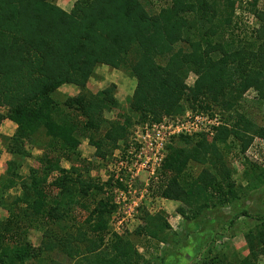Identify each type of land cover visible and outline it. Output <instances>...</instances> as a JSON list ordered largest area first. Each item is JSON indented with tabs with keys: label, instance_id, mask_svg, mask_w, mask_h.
<instances>
[{
	"label": "rangeland",
	"instance_id": "1",
	"mask_svg": "<svg viewBox=\"0 0 264 264\" xmlns=\"http://www.w3.org/2000/svg\"><path fill=\"white\" fill-rule=\"evenodd\" d=\"M209 1L213 7L206 14L201 11V14L205 15L204 19L209 18L205 25L210 28L200 33L201 38L191 36L188 29L192 25L191 18L185 16L188 12H180V16L186 18L182 22L177 10L161 11L171 5V0H141V8L128 0H111L108 10L116 11L105 22L114 35L118 33L121 38L129 40L131 51L128 58L133 63L134 55H139L142 48L139 43L150 37L157 40L163 37L168 42L180 33L177 41L160 45L172 48L169 57L162 62L181 63L190 58L192 68L190 63V66L175 69L174 74L189 92L188 88L193 86L199 74L209 78L214 95L208 108L200 109V103L191 94L192 98L180 100L181 107L175 112L174 107L157 121L142 120L128 110L127 97L132 95L137 84V78L131 76V69L102 63L95 67L86 84L87 90L96 93L114 85L112 93L119 105L104 111V117L123 125L126 119L131 120L124 128L123 137L106 156L97 155L90 142L91 136L84 132L78 137L76 153H72L68 161L50 150L49 138L43 128L25 140L27 155H11L7 144L16 124L8 118L1 121L0 155L3 153L4 158L0 162V177L6 176L7 162L12 158L15 162L13 172L19 174V184L30 183L36 169H42L40 158L50 155L61 167L73 165V179L99 182L112 179L113 187H105L102 194L95 195L96 198L105 197L113 207L104 216L106 231L101 240L94 241L89 233L83 236L84 230H80L86 228L82 224L86 209L93 205L95 197L91 193L79 198L81 205L74 203L71 206L66 219L61 218L50 225L55 245L60 243L58 238L62 235H78L79 240L71 238V246L76 247L77 253L71 257L60 245L45 257L31 259L27 264H200L211 258L217 264H235L250 256L251 249L257 254L255 264H264V141L259 136L260 131L264 132V98H260L264 97V87L261 95L253 84L248 85L244 80L247 74H251L254 81L264 78V0ZM74 2L56 0L55 4L69 12ZM15 10L9 5L2 8L0 18L4 24L12 27L16 23L7 16L9 11ZM158 57L155 60L161 59ZM237 91L241 92L240 97ZM78 92L75 85L64 84L55 93V99L63 100V96ZM5 111L6 107H0L1 113ZM187 113L215 117L218 125L206 124L207 131L191 134L173 133L176 122ZM163 121L172 127L165 130L168 141L160 165L154 174L147 177L145 172H140L130 181L127 169L119 163L124 158L125 149L144 124ZM186 136L190 139H183ZM200 136H205V146L197 149L194 143L202 139ZM241 142L248 144L245 149L241 148ZM180 148H192V154L203 160L189 159L179 174L175 171L161 174L165 157ZM118 174L121 180L116 178ZM217 175L227 177L232 183L233 193L227 195L226 202L217 201L220 197L213 194L210 176ZM173 177L184 189V194L168 198L153 193L158 183ZM224 177L223 185L226 183ZM19 184L2 191L0 183V193L6 199V206L0 205V221L11 213L10 206L23 194ZM202 200L208 205L199 208ZM27 234V240L34 247H43L41 230L30 228Z\"/></svg>",
	"mask_w": 264,
	"mask_h": 264
},
{
	"label": "trees",
	"instance_id": "2",
	"mask_svg": "<svg viewBox=\"0 0 264 264\" xmlns=\"http://www.w3.org/2000/svg\"><path fill=\"white\" fill-rule=\"evenodd\" d=\"M55 1L0 0V15L2 8L7 5L16 9L7 14L9 20L16 22L12 27L4 24L0 18V107H6L5 113L0 112V123L8 118L16 124L15 132L9 137L7 144L11 155H27L24 150L25 140L40 128L45 130L49 138L47 143L50 150L67 160L72 153H76L78 137L84 132L91 136L90 142L98 156L104 157L111 153L131 120L126 119L123 125L104 117V111L119 105L112 93L114 85L96 93L87 90L86 84L94 74L95 67L102 63L131 69V76L137 78V84L132 95L127 97L128 110L142 120L150 118L151 121H157L161 115L169 114L174 107L175 112L177 107H181L180 100L192 98L191 94L200 103V109L208 108V102L213 100L214 95L209 78L199 74L193 86L188 88L189 92L174 74L175 69L190 66V63L192 68L191 59L187 58L181 63L162 62L169 57L172 48H162L160 45L177 41L180 33L179 36L171 37L168 42L163 37L158 40L150 37L148 41L139 43L142 48L139 55H134L133 63L128 58L131 51L129 40L121 38L118 33L114 35L105 25L116 11L108 10L111 8V0H75L69 12L59 8ZM128 1L141 8V0ZM171 1V5L161 11L177 10L182 22L186 20L185 16L191 18V29L188 28L191 36L201 38L203 35L200 33L210 28L205 25L209 18L206 16L204 19V14L211 10L212 2ZM21 9L26 11L23 13ZM201 11L204 12L203 15ZM180 12L188 14L180 16ZM158 56L161 59L155 60ZM208 74L210 76L211 72ZM250 76L251 74H247L244 80L248 85L253 84L262 95L264 78L254 81ZM64 84L75 85L79 92L73 96H63V100L55 99V93ZM240 94L238 92L239 97ZM259 136L264 139V132L260 131ZM204 137L194 143L197 149L204 148ZM241 144L242 149L248 145ZM192 151V148H180L179 151L169 153L165 157L161 174L170 171L179 174L189 159L203 160L193 155ZM40 159L42 169H36L30 183L19 184V174L13 172L15 162L12 158L7 162L6 176L0 177L2 191L19 184L23 192L10 206L11 213L0 221V264H27L31 259L45 257L60 245L73 257L77 249L71 246V238L74 241L80 238L77 234L62 235L58 238L60 243L55 245L52 243L55 235L50 229L51 223L61 218L66 219L71 213V206L80 203L79 198H85L91 193L95 197L102 194L105 187L112 186L111 178L105 182L73 179V165L69 168L61 167L50 155ZM221 177L210 176V182L213 184V194L220 197L217 201L226 202L227 195L233 193V187L224 176L226 183L223 185ZM174 178L158 183L153 193L168 198H178L184 194V189ZM163 186L167 188L162 189ZM5 200L0 193V205L6 206ZM92 204V207L86 209L87 215L82 223L86 228L80 230H84L83 236L89 233L95 238L94 241H100L106 231L107 220L105 221L104 216L113 207L101 196L95 197ZM207 205V201L202 200L199 208ZM30 228L42 231L43 247H34L27 240ZM256 257L257 254L251 249L250 256L235 264H255ZM200 264L217 263L211 258Z\"/></svg>",
	"mask_w": 264,
	"mask_h": 264
},
{
	"label": "built area",
	"instance_id": "3",
	"mask_svg": "<svg viewBox=\"0 0 264 264\" xmlns=\"http://www.w3.org/2000/svg\"><path fill=\"white\" fill-rule=\"evenodd\" d=\"M242 14L245 13L242 12ZM206 124L216 126L218 120L201 113H187L176 122L173 133L191 134L207 131ZM171 127V124H167L166 121L152 125L146 123L142 129L136 132V136L124 151V158L119 162L120 166L127 169L126 173L130 181L137 177L140 172H145L147 177L154 174L156 167L160 165L164 157V148L168 141L165 137V130ZM116 178L121 180L119 174Z\"/></svg>",
	"mask_w": 264,
	"mask_h": 264
},
{
	"label": "crops",
	"instance_id": "4",
	"mask_svg": "<svg viewBox=\"0 0 264 264\" xmlns=\"http://www.w3.org/2000/svg\"><path fill=\"white\" fill-rule=\"evenodd\" d=\"M14 127H15V126H13V128H14ZM2 158H4L3 153L0 155V162H1Z\"/></svg>",
	"mask_w": 264,
	"mask_h": 264
}]
</instances>
